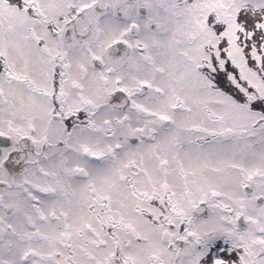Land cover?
<instances>
[{"label":"snow or ice","instance_id":"6c2138e0","mask_svg":"<svg viewBox=\"0 0 264 264\" xmlns=\"http://www.w3.org/2000/svg\"><path fill=\"white\" fill-rule=\"evenodd\" d=\"M0 264H264V0H0Z\"/></svg>","mask_w":264,"mask_h":264}]
</instances>
